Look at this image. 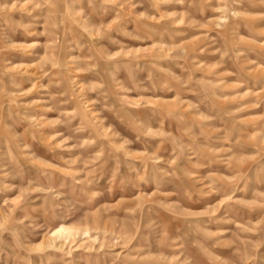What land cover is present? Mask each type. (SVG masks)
I'll list each match as a JSON object with an SVG mask.
<instances>
[{
	"label": "rangeland",
	"instance_id": "obj_1",
	"mask_svg": "<svg viewBox=\"0 0 264 264\" xmlns=\"http://www.w3.org/2000/svg\"><path fill=\"white\" fill-rule=\"evenodd\" d=\"M0 264H264V0H0Z\"/></svg>",
	"mask_w": 264,
	"mask_h": 264
}]
</instances>
